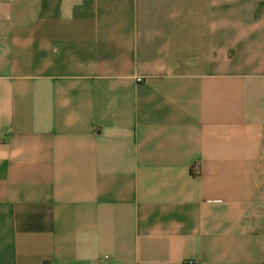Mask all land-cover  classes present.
I'll list each match as a JSON object with an SVG mask.
<instances>
[{"label": "crops", "instance_id": "1", "mask_svg": "<svg viewBox=\"0 0 264 264\" xmlns=\"http://www.w3.org/2000/svg\"><path fill=\"white\" fill-rule=\"evenodd\" d=\"M0 264H264V0H0Z\"/></svg>", "mask_w": 264, "mask_h": 264}]
</instances>
